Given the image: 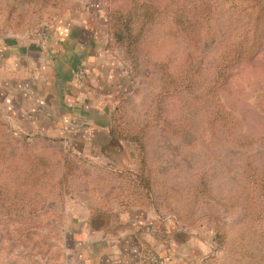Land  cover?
<instances>
[{
	"label": "rangeland",
	"instance_id": "374dc122",
	"mask_svg": "<svg viewBox=\"0 0 264 264\" xmlns=\"http://www.w3.org/2000/svg\"><path fill=\"white\" fill-rule=\"evenodd\" d=\"M132 1L152 4L158 12L140 45L147 57L137 62L138 69L123 48L109 42L105 21L106 7L127 10ZM85 12L98 22L106 49L123 61L130 81L127 93L114 96L110 112L118 107L123 124L151 121L157 114L174 123L151 122L146 130L159 211L209 244V264H264V0H0V43L45 39L57 18ZM175 14L194 22L188 36L174 22ZM231 40L248 43L253 53L217 80L215 67ZM155 62L166 64L168 81H183L181 89L161 98L160 108ZM12 130L17 131L0 105V264H63L67 203L85 192V180H101L94 173L72 179L67 188L54 189L46 204L40 180L49 175L60 181L63 157L38 148L33 159L43 174L26 173ZM127 146L133 156L119 165L133 166L135 151ZM23 176L24 185L37 181L38 187L20 188ZM46 207L54 214L40 219ZM232 248L241 252L233 254Z\"/></svg>",
	"mask_w": 264,
	"mask_h": 264
},
{
	"label": "crops",
	"instance_id": "0c3cea01",
	"mask_svg": "<svg viewBox=\"0 0 264 264\" xmlns=\"http://www.w3.org/2000/svg\"><path fill=\"white\" fill-rule=\"evenodd\" d=\"M103 34L85 12L57 18L45 39H5L0 105L17 131L60 137L93 162L120 167L133 152L109 133V115L114 96L127 93L130 81ZM67 204L63 264H147L149 255L165 264H202L210 251L195 232L147 204L126 208L111 201L109 210L91 212L79 195Z\"/></svg>",
	"mask_w": 264,
	"mask_h": 264
},
{
	"label": "trees",
	"instance_id": "16d2710c",
	"mask_svg": "<svg viewBox=\"0 0 264 264\" xmlns=\"http://www.w3.org/2000/svg\"><path fill=\"white\" fill-rule=\"evenodd\" d=\"M157 11L153 7L152 4L148 3H140L137 1H132L130 7L127 10L121 9H109L106 7V17L105 21L108 27L109 32V42L114 44L115 46L123 48L125 55L133 59V67H137V62L147 57V52L140 49V45L144 43L146 36L149 33V28L153 23L156 22L157 19ZM174 22L176 25H179L182 29L183 35L186 37L190 34L191 28L194 25V22L188 15H174ZM264 33V27H263ZM246 42V41H245ZM256 44L257 42H253ZM228 53L223 54L220 61H218L217 66L215 67V77L219 80L223 75H225L226 71L235 65L236 63L242 61L244 58H247L253 52H250V48L248 43H244V41H235L231 40L228 42ZM134 69H138L135 68ZM154 67L156 72L158 73V79H160V87H158V91L156 94V102L157 108H160L161 98L166 96L168 93H175L181 86H183V81L179 84L178 82L171 83L168 81L169 75L166 73V64L163 62H155ZM132 68V65H131ZM130 79L135 77L129 73ZM186 78V77H184ZM224 79V78H223ZM178 89V90H177ZM116 107V106H115ZM113 108V111L110 112V126L109 133L112 137L120 139L124 143L130 144L134 148V158L135 162L133 166H121L115 167L110 165H103L88 159L89 157L80 155L73 151V149L64 144V141L60 137H48L40 134H25L16 130H12L10 133L13 137H15L20 142L19 155L26 160V165L21 167H28L27 172H33L43 174V171L40 169V166L34 158L35 151L39 149H50L56 150L58 153L55 156L61 155L63 158L61 169L58 170L61 173V180L54 181L53 176L44 175L40 183L44 185L47 189L46 192V204H47V196L54 194V189L60 190L62 187L67 188L68 184L71 183L72 179H78L79 177H87L88 174L94 173L96 178H100L101 181L93 182V184H89L85 180L83 182V188L85 192H80L81 197L85 198L89 202V208L91 212H95L97 210H102L104 207H107L106 210H109L111 201H114L116 204H119L123 207H133L135 205H150L153 209L159 214H162L159 211L157 200L153 195L152 191V173L150 171V166L147 161L148 153H147V136L146 130L150 127L151 122L155 124H162L166 119L162 118L160 114H157L156 118L152 117V120L148 119L142 120L140 123H131L126 121L123 124V120L117 117L118 107ZM167 124H174L173 122L167 121ZM39 148V149H38ZM46 151L47 150H42ZM41 152V151H40ZM54 156V153H46V156ZM86 158V159H83ZM77 160V161H76ZM79 160H83L87 162V164L80 165L78 164ZM250 171L252 166L245 165V170ZM23 171H19L20 176L23 175ZM55 172L54 169L51 170V174ZM84 174V175H81ZM109 176V178H107ZM90 178V177H89ZM24 176L23 180H21L20 188H36L38 187L37 181L35 184L24 185ZM98 184V186L96 185ZM97 186V187H96ZM61 187V188H60ZM60 188V189H59ZM261 188V185H260ZM262 190V188H261ZM98 200L97 203L93 204ZM33 202V201H32ZM17 206L18 204L15 203ZM23 204H20V207ZM104 210V209H103ZM44 213H40V219L44 218L47 214H54L50 208H44ZM16 214L14 211L13 215ZM17 214H21V211H17ZM52 218V217H50ZM49 218L46 216V220ZM177 221V220H176ZM179 224L184 225L183 223ZM187 227V226H186ZM188 228V227H187ZM191 228V227H190ZM217 240V247L220 246V239L215 238ZM216 248V247H215ZM240 249H233V254L240 253ZM210 257L206 256L204 258L203 264H209Z\"/></svg>",
	"mask_w": 264,
	"mask_h": 264
},
{
	"label": "built area",
	"instance_id": "2783aa9c",
	"mask_svg": "<svg viewBox=\"0 0 264 264\" xmlns=\"http://www.w3.org/2000/svg\"><path fill=\"white\" fill-rule=\"evenodd\" d=\"M46 33H48L47 30H46ZM84 74H85L84 68H79L76 71L75 80L77 81L79 85L83 83ZM147 264H165V261L154 255H149Z\"/></svg>",
	"mask_w": 264,
	"mask_h": 264
}]
</instances>
